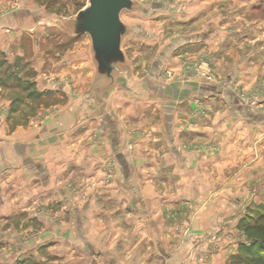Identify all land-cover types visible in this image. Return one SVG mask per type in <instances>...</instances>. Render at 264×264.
Returning <instances> with one entry per match:
<instances>
[{
  "label": "rangeland",
  "instance_id": "374dc122",
  "mask_svg": "<svg viewBox=\"0 0 264 264\" xmlns=\"http://www.w3.org/2000/svg\"><path fill=\"white\" fill-rule=\"evenodd\" d=\"M87 2L0 0V16L20 14L25 21L16 29L18 35L15 34L8 47H0V112L5 109L10 112L11 127L28 124L29 117L42 105L57 109L55 104L59 103V98L52 91H40L36 80H66L65 83L87 80L85 84L72 86L74 99L71 102L89 89L92 79L89 34L74 36L58 26L46 25L44 20L36 23L30 16L45 19L49 14L61 13L70 17ZM135 2L137 9L145 10L123 11V20L133 29V33L125 37L123 48L134 65L139 83L146 87V95L143 99L130 98L118 91L107 114L94 115L73 128L78 135L91 134L95 147L105 148L103 179L95 177L86 181L79 175L77 182L70 181L73 189L76 185L72 192L79 210L86 200L88 207L84 212L51 214L53 220L69 226L56 232L61 241L55 249L40 243L42 233L49 230L45 231L36 217L30 223L29 257L23 260L26 257L15 248L18 254L7 264H135L136 256L120 261L115 247L109 245L110 237L117 235L119 222L130 228L134 219L143 220L147 225L153 220L172 226L152 231L150 228L135 230L144 240L136 247L137 257L143 255L142 264H237V257L246 255L242 246H251L253 239L247 226L264 212V0ZM40 73L43 75L39 78ZM188 77L213 86L210 93L217 96L205 103L200 97L191 102L159 98L166 84L180 83ZM70 101L63 91L60 110ZM119 106L121 110L117 111ZM173 115L180 120L177 130L182 150L200 154L203 159L198 165L190 160L183 166L184 170L177 169L171 177L174 168L167 164L166 131L168 125H172ZM106 116L112 124L110 129L117 128L118 122L126 126L127 140L141 136L140 139L162 148L157 153L152 151L162 158L157 166L160 180L150 181L159 194L148 199L143 197L148 202H141L142 213H134V205L141 204L130 188L144 187L149 191V181L137 186L132 178H119L121 166L111 148V139L102 132V120L105 121ZM41 120L36 119L31 126H41ZM147 150L148 154L142 152L141 157L150 155ZM194 171L199 174V181H177L185 173ZM146 172L149 171L143 169L142 173ZM118 188L127 189L125 197L114 191ZM197 188L205 191L207 211L214 208L210 203L216 201V226L195 236L199 244L186 245V251L178 242L185 232H190L184 221L190 220L196 209L192 203L187 207L178 205L189 197L195 202L187 192ZM221 190V195L213 198V192ZM63 199L70 202V198ZM122 201H125V209L120 206L124 204ZM76 218L79 225L74 229L69 223ZM209 225L213 223L207 222V227ZM127 231L133 236V229ZM164 238L170 243L162 244ZM183 250L187 261L178 258ZM154 255L159 261L152 260ZM160 256L165 258L160 260ZM198 257L200 263L195 261ZM136 259V264H140L139 258Z\"/></svg>",
  "mask_w": 264,
  "mask_h": 264
},
{
  "label": "crops",
  "instance_id": "0c3cea01",
  "mask_svg": "<svg viewBox=\"0 0 264 264\" xmlns=\"http://www.w3.org/2000/svg\"><path fill=\"white\" fill-rule=\"evenodd\" d=\"M30 16L36 23L44 20L41 19V17H38V15ZM24 22V16L20 14L19 16H14L13 14L0 16V47H8V45L14 40L15 34L17 33L18 35V30L16 29L21 27ZM89 51L88 55L90 57ZM134 70L133 65L134 80L138 85L141 94H130L123 88H117L111 94L103 110H95L86 117H83L76 112H71V107L77 103L80 96L75 102H71L70 100L74 99L71 92L72 86H75L76 83L85 84L87 80H70L68 83H65L66 80H36L37 88L42 92L52 91V94L59 98V103L55 104L57 107L56 110H53L50 107L45 108V106L42 105L37 109L35 114L29 117L30 124H20L11 127L8 121L10 112L7 109L0 112V264H3V262L7 264L13 255L18 254V250L22 256L26 257L23 258V260L29 257V230L31 229L30 223L34 218H38L39 224L43 226L45 231L47 229L49 230V233H42L44 235L41 238L42 240H39L42 241L40 243L43 245L48 244L49 248L55 249L61 241V237H59L56 232L62 228H68L69 226H66V224L62 222L61 224L57 219L53 220L51 214H61L64 212H70L71 214L73 212L78 213L86 211L88 207L87 200L84 203V206H82V209L79 210V204H77V199L74 197L75 193L72 192H75L76 185H74L73 189V185L70 181L77 182L79 175H81L82 179H85L86 181H92L95 177H101V179H103L102 175L105 174V148H99L98 146L95 147V143L90 139L91 134L86 132L78 135L75 127H77L83 120L89 119L94 115L107 114L118 91H123L124 94L130 98L143 99L146 95V87L144 84L139 83V79L135 76ZM91 72L92 84L94 77L93 65ZM42 75L43 74L40 73L38 75L39 78L42 77ZM212 88L213 86L211 85L201 83L188 77L180 83L173 81L170 84H166L163 87V93L160 94L159 98L166 101L178 100L180 102H191L194 98L200 97L205 103L208 101L210 102V100L215 98L214 96H217L215 93H210V90L214 89ZM63 91L66 92L71 103L65 105V108L60 110ZM224 94L226 95L227 93ZM155 101L157 102V100ZM120 110L119 106V110L117 111ZM13 114H15V112H13ZM35 118L42 119L41 126H31V122L35 121ZM108 119L109 117L106 116L105 121L104 119L102 120V132L107 138L111 139V148L115 153L117 164L121 166L122 173L119 172V175L121 174L119 178H132L137 186H140L141 182L149 181L147 182L149 191L144 187L130 188V191H132L136 197L138 196L137 198H139L141 204L134 205V213H142L141 202L144 201L145 204L146 201L148 202V200H143V197L148 199L149 197L152 198L159 194L156 192L154 185L150 183V181L160 180L157 166L160 164L159 160L162 158L159 159L155 154L162 148L154 146L146 140L140 139L141 136L128 137L130 139L127 140L126 134H128V132L126 126L123 127L121 126V123L118 122L116 124L117 128L110 129L109 127L112 126V124ZM178 119V117L173 115L172 127L169 124L166 131L168 138L167 147L169 151V156L166 158L168 159L167 164L172 165L175 169H171V177H174L177 169L184 170L183 166L189 164L190 160L193 161L195 165H198L201 164L203 159L200 154H189V152L182 150L181 138L177 130V121H180ZM156 126H158V124H156ZM145 133H149V135L152 134V132ZM145 137L147 138L149 136L147 135ZM147 149H149L150 155H148L147 158L141 157L142 152L148 154ZM154 150L156 151L155 154L152 152ZM142 165L144 167H142ZM143 169L149 172L143 174ZM147 173H150V176L148 175L147 177ZM193 179L197 181L200 180L199 174L196 171L185 173V176L180 179L177 178V181H188ZM144 186H146V184ZM90 188L92 189L93 187L91 186ZM114 191L118 195L122 194L123 197H125L127 193L126 188H118L114 189ZM193 191L187 193L192 194L196 199L195 202L189 197L182 201L179 200L180 202L178 205H184V207H187L192 203L196 209L190 219L191 221H184L188 223L190 232L187 234H185V232L181 240L179 239L180 241L178 242V244L183 245L185 250L187 249L186 245L199 244L198 242H195V236L198 237L206 229H210L211 226H216V201L213 200L212 203H210L214 208L207 211L205 198L207 196L205 195V191L200 190V188L194 189ZM106 192H110V190H107ZM213 193L215 194L212 195L213 198L218 197L217 195H221L222 190ZM178 196L181 197L182 195ZM183 196L185 197V194H183ZM63 198H70V202L68 203V201H64ZM71 198H74L73 201H71ZM122 202L124 204L120 206L125 209V201ZM167 203H169V207H172L170 201ZM173 203V205H175L176 202ZM120 206H118V208H120ZM137 209L139 210L137 211ZM207 222H211L213 225L207 227ZM69 225L71 228H78L79 222L77 218L69 223ZM117 226L119 229L116 233L117 235L114 234L110 237L111 243L109 245L111 248L115 247L114 250H116L120 261L123 259L129 260V257L136 256V258H139L138 261L140 264H142L141 262L144 259L141 254V258L140 256L137 257L138 249L136 247L140 246L141 241L144 240L142 239L143 237L141 234H136L135 230L140 232L143 228H150L151 231L157 230V228L161 227L172 228V226L166 222L162 224L159 222L155 223L151 220L147 225L143 220L139 221L136 219L133 220V226L130 228L125 226V223L122 222H119ZM128 229H133V236L129 235V232L127 231ZM17 232L19 234H17ZM164 240L166 241V238H164ZM165 241L162 242V244L170 243V240ZM145 242L148 241L145 240ZM15 248L18 250L15 251ZM127 249H129V252L131 251V253L126 252ZM157 257V255H154L152 260H154V262L159 261ZM162 257L165 258V256H160V260H162ZM136 258L134 257L133 259L137 261ZM178 258L180 261H184V258L186 261L188 259L184 255V250L181 251ZM200 260L201 258L198 257L195 261L200 263Z\"/></svg>",
  "mask_w": 264,
  "mask_h": 264
},
{
  "label": "water",
  "instance_id": "95a60500",
  "mask_svg": "<svg viewBox=\"0 0 264 264\" xmlns=\"http://www.w3.org/2000/svg\"><path fill=\"white\" fill-rule=\"evenodd\" d=\"M135 9L145 10L137 9L135 0H88L76 15L65 17L52 13L45 17L48 26H58L74 36L84 33L90 36L94 77L91 87L80 95L71 112L86 117L95 110H103L117 88L141 94L134 80L132 62L123 48L125 37L133 29L123 20L122 13Z\"/></svg>",
  "mask_w": 264,
  "mask_h": 264
},
{
  "label": "trees",
  "instance_id": "16d2710c",
  "mask_svg": "<svg viewBox=\"0 0 264 264\" xmlns=\"http://www.w3.org/2000/svg\"><path fill=\"white\" fill-rule=\"evenodd\" d=\"M62 15L61 13H54ZM251 233V246H242L241 250L246 252L244 258L237 257V264H264V212L255 222L247 226Z\"/></svg>",
  "mask_w": 264,
  "mask_h": 264
}]
</instances>
